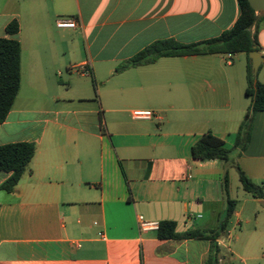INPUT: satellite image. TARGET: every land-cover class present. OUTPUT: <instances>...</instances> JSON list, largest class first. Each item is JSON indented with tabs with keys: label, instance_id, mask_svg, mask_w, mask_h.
<instances>
[{
	"label": "crops",
	"instance_id": "crops-1",
	"mask_svg": "<svg viewBox=\"0 0 264 264\" xmlns=\"http://www.w3.org/2000/svg\"><path fill=\"white\" fill-rule=\"evenodd\" d=\"M240 13L239 0H0V38L21 49L20 87L0 123V145L36 144L30 172L13 191L0 189V264H203L210 239L159 238L139 228L138 216L174 221L179 234L208 231L228 200L227 224L234 217L240 225L242 246L230 245L226 224L218 262L236 264L225 261V247L237 264L264 263L256 254L264 197L245 191L237 170L264 189V110L236 144L250 105L249 56H163L116 71L157 40L216 38ZM257 14L263 61L255 77L264 84V13ZM67 16L78 25L58 28ZM11 21L15 34L6 33ZM85 61L90 77L73 70ZM136 109L154 117L134 119ZM206 133L223 141L227 160L192 157ZM9 175L0 172V185Z\"/></svg>",
	"mask_w": 264,
	"mask_h": 264
},
{
	"label": "trees",
	"instance_id": "trees-1",
	"mask_svg": "<svg viewBox=\"0 0 264 264\" xmlns=\"http://www.w3.org/2000/svg\"><path fill=\"white\" fill-rule=\"evenodd\" d=\"M241 13L234 25L218 37L197 43L184 44L172 38L157 40L136 53L128 60L119 64L116 71L129 67L151 63L163 56L201 55L209 53H239L247 55L253 46L257 47L256 35L259 16L248 0H239ZM252 28L254 31L252 32ZM19 30L16 21L6 26L7 34H15ZM20 44L18 40L8 37L0 38V123L10 112L20 87ZM248 86L246 94L250 97V105L237 134L236 144H240V135L249 131L255 112L264 110V84L257 81L251 69V59L247 66ZM36 152L33 142H13L0 145V172H9V177L0 185V189L11 192L15 189L25 172H30V163ZM230 150L224 146L221 139L211 133L204 134L191 146V155L200 160H227ZM239 181L242 188L256 198L264 197V189L255 184L237 166ZM227 190V178L224 179ZM234 210V201L228 200L225 216L215 229L189 230L182 234L176 232V223L171 220L159 222L157 236L159 238H207L211 240L210 251L203 264H225L218 262L219 246L216 239L224 232L226 224Z\"/></svg>",
	"mask_w": 264,
	"mask_h": 264
},
{
	"label": "built area",
	"instance_id": "built-area-1",
	"mask_svg": "<svg viewBox=\"0 0 264 264\" xmlns=\"http://www.w3.org/2000/svg\"><path fill=\"white\" fill-rule=\"evenodd\" d=\"M78 25V20L75 17H60L56 20V26L58 28H75ZM227 58L228 60H231L232 58V53L228 52L227 53ZM89 64L90 62L85 61L81 64L75 65L73 67V70L77 73L83 74L85 77H90V70H89ZM132 117L134 119H139V120H147L151 119L154 117L152 111L150 110H133L132 111ZM138 224L139 228L141 230H157L159 227V222L156 221H148L145 220L142 216H138Z\"/></svg>",
	"mask_w": 264,
	"mask_h": 264
},
{
	"label": "rangeland",
	"instance_id": "rangeland-1",
	"mask_svg": "<svg viewBox=\"0 0 264 264\" xmlns=\"http://www.w3.org/2000/svg\"><path fill=\"white\" fill-rule=\"evenodd\" d=\"M234 217H232L228 224H227V230L231 232V236H232V240L230 241V245L233 247L235 246V248L237 250L241 249V246H242V243H241V239L238 238V239H235V236H237L239 234V231H240V225H238L237 227H233V222H234ZM241 236V235H240ZM227 234L223 235V239L225 241H228L229 239H227ZM221 252L222 254H225V261L227 263H230V262H234V263H239L240 262V258L239 256H235V254H232L229 250H227L225 247H221ZM263 252V253H262ZM256 254L258 255H264V245L262 246V250H260L259 252V249L258 251L256 252ZM240 255H244L245 254H240ZM243 257V256H241ZM246 264H259L258 262L256 261H248ZM260 264H264V263H260Z\"/></svg>",
	"mask_w": 264,
	"mask_h": 264
},
{
	"label": "water",
	"instance_id": "water-1",
	"mask_svg": "<svg viewBox=\"0 0 264 264\" xmlns=\"http://www.w3.org/2000/svg\"><path fill=\"white\" fill-rule=\"evenodd\" d=\"M248 2L254 11L264 13V0H248ZM248 56L251 59V69L255 75L259 65L263 61V57L255 49V46H253L252 50L248 53Z\"/></svg>",
	"mask_w": 264,
	"mask_h": 264
}]
</instances>
